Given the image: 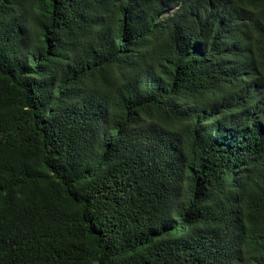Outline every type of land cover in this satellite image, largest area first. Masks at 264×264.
I'll list each match as a JSON object with an SVG mask.
<instances>
[{
  "label": "trees",
  "instance_id": "trees-1",
  "mask_svg": "<svg viewBox=\"0 0 264 264\" xmlns=\"http://www.w3.org/2000/svg\"><path fill=\"white\" fill-rule=\"evenodd\" d=\"M0 264H264V0H0Z\"/></svg>",
  "mask_w": 264,
  "mask_h": 264
},
{
  "label": "rangeland",
  "instance_id": "rangeland-1",
  "mask_svg": "<svg viewBox=\"0 0 264 264\" xmlns=\"http://www.w3.org/2000/svg\"><path fill=\"white\" fill-rule=\"evenodd\" d=\"M171 13H173V12H171Z\"/></svg>",
  "mask_w": 264,
  "mask_h": 264
}]
</instances>
